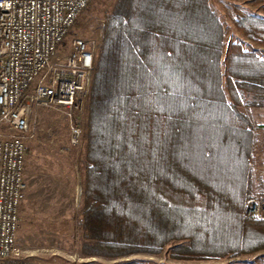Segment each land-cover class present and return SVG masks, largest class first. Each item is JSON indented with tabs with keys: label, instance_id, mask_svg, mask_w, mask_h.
I'll list each match as a JSON object with an SVG mask.
<instances>
[{
	"label": "trees",
	"instance_id": "1",
	"mask_svg": "<svg viewBox=\"0 0 264 264\" xmlns=\"http://www.w3.org/2000/svg\"><path fill=\"white\" fill-rule=\"evenodd\" d=\"M240 1L264 12V0ZM231 18L264 49L263 15L235 9ZM223 44L209 0L114 1L85 104L82 256L264 253V222L244 217L254 150L246 108L255 104L241 105L264 97V57L231 44L224 88Z\"/></svg>",
	"mask_w": 264,
	"mask_h": 264
},
{
	"label": "built area",
	"instance_id": "2",
	"mask_svg": "<svg viewBox=\"0 0 264 264\" xmlns=\"http://www.w3.org/2000/svg\"><path fill=\"white\" fill-rule=\"evenodd\" d=\"M91 2L0 0V264L22 255L17 234L26 191L24 137L33 132L36 111H61L70 122L69 146L80 145L82 128L73 116L90 89L96 46L74 39L69 53L57 55ZM244 217L264 222V199L247 198Z\"/></svg>",
	"mask_w": 264,
	"mask_h": 264
},
{
	"label": "rangeland",
	"instance_id": "3",
	"mask_svg": "<svg viewBox=\"0 0 264 264\" xmlns=\"http://www.w3.org/2000/svg\"><path fill=\"white\" fill-rule=\"evenodd\" d=\"M114 1L92 0L77 19L59 48L57 56L63 58L69 53L74 39H82L96 46L104 28V20ZM209 3L224 28L222 72L225 88V64L231 44L240 43L245 49L254 50L264 57L262 47L252 44L237 33L231 18L233 10H248L263 16L264 12L259 7H253L240 0H209ZM88 94L89 91L80 97L81 109L73 116L82 128V138L78 147H71L68 144L70 122L61 111L40 108L33 116V132L24 137L27 146L24 166L26 191L25 200L20 208L17 234V246L22 255L7 264H81L92 259L102 264L133 259L154 264H246L250 261L253 264H264V253L209 262H176L166 259L163 254L158 257L139 254L117 260L82 256L83 241L77 232V217L83 201L82 163L85 154L83 133ZM250 99L249 97L246 101L242 100L241 105L244 106ZM253 187L250 183L249 190ZM250 197L262 198L260 195Z\"/></svg>",
	"mask_w": 264,
	"mask_h": 264
},
{
	"label": "crops",
	"instance_id": "4",
	"mask_svg": "<svg viewBox=\"0 0 264 264\" xmlns=\"http://www.w3.org/2000/svg\"><path fill=\"white\" fill-rule=\"evenodd\" d=\"M249 101L255 104L254 106H249L246 108V111L250 117L254 147L253 159L249 174V182L252 183L254 187L250 190V196L260 195L262 198H264V97H254ZM22 212L23 211H21V213ZM246 264H253V262L250 261Z\"/></svg>",
	"mask_w": 264,
	"mask_h": 264
}]
</instances>
